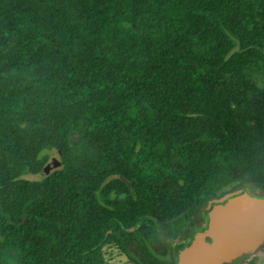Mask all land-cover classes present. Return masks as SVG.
Wrapping results in <instances>:
<instances>
[{"label": "trees", "instance_id": "1", "mask_svg": "<svg viewBox=\"0 0 264 264\" xmlns=\"http://www.w3.org/2000/svg\"><path fill=\"white\" fill-rule=\"evenodd\" d=\"M235 184L264 193V0H0V264H168Z\"/></svg>", "mask_w": 264, "mask_h": 264}, {"label": "water", "instance_id": "2", "mask_svg": "<svg viewBox=\"0 0 264 264\" xmlns=\"http://www.w3.org/2000/svg\"><path fill=\"white\" fill-rule=\"evenodd\" d=\"M59 165L54 160L43 172L49 175ZM209 217L208 226L179 250L178 264H241L264 247V193L234 191L216 202Z\"/></svg>", "mask_w": 264, "mask_h": 264}, {"label": "rangeland", "instance_id": "3", "mask_svg": "<svg viewBox=\"0 0 264 264\" xmlns=\"http://www.w3.org/2000/svg\"><path fill=\"white\" fill-rule=\"evenodd\" d=\"M79 136L77 134H73L72 137V143H77L79 141ZM42 159L47 160L46 161V165L45 167L50 164L51 162H53L54 160H57L60 165H61V160H62V156L59 153L58 150L54 149V148H48L46 149L43 154H42ZM59 165V167H60ZM46 176V174L44 172H41L39 174H29L26 175L25 178L27 179H31V180H41ZM238 184L232 185L220 192H218L215 196H213L211 199L205 201L204 203H202L198 210H197V214H205L206 209L208 208V206L211 203H216L217 201L221 200L222 198H224L225 196H228L229 194L233 193L234 191H239V190H244L246 188V186H237ZM247 189V188H246ZM194 229H196L192 223H190L184 230L183 232L179 235V237H177L174 240H167V242L170 245V254L169 256L163 258V260L168 263V264H172V262L174 261L175 258V250L178 249L179 244L181 242L182 239L186 238ZM175 249V250H174ZM103 253L105 256V259L107 261L108 264H135L132 260H130L125 254H123L121 251H119L115 245L112 244H108L103 248ZM264 254V247H262L258 253L256 254V256L252 257V259L250 261H242L241 264H253V259L256 260L257 255H263ZM264 264V263H263Z\"/></svg>", "mask_w": 264, "mask_h": 264}, {"label": "flooded vegetation", "instance_id": "4", "mask_svg": "<svg viewBox=\"0 0 264 264\" xmlns=\"http://www.w3.org/2000/svg\"><path fill=\"white\" fill-rule=\"evenodd\" d=\"M216 203H211L209 206H208V208L206 209V212H205V214H195V216H194V218L192 219V221H191V223L193 224V226L195 227V228H199V230H200V228L201 229H204L205 227H207L208 226V224H209V220H210V217H209V215H210V212H211V210H212V208H213V206L215 205ZM188 237V236H187ZM186 237V238H187ZM185 239V238H184Z\"/></svg>", "mask_w": 264, "mask_h": 264}, {"label": "crops", "instance_id": "5", "mask_svg": "<svg viewBox=\"0 0 264 264\" xmlns=\"http://www.w3.org/2000/svg\"><path fill=\"white\" fill-rule=\"evenodd\" d=\"M258 258L254 260L253 264H263L264 263V254L263 255H257ZM251 259H249L250 261ZM251 264V262H250Z\"/></svg>", "mask_w": 264, "mask_h": 264}]
</instances>
